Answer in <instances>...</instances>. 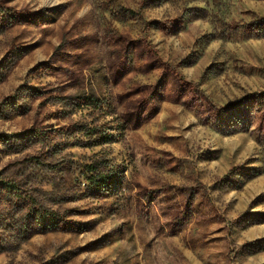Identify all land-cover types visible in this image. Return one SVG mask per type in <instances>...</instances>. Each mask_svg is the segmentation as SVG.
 I'll return each instance as SVG.
<instances>
[{"label": "rangeland", "instance_id": "374dc122", "mask_svg": "<svg viewBox=\"0 0 264 264\" xmlns=\"http://www.w3.org/2000/svg\"><path fill=\"white\" fill-rule=\"evenodd\" d=\"M0 134V264H264V0H0Z\"/></svg>", "mask_w": 264, "mask_h": 264}, {"label": "trees", "instance_id": "16d2710c", "mask_svg": "<svg viewBox=\"0 0 264 264\" xmlns=\"http://www.w3.org/2000/svg\"><path fill=\"white\" fill-rule=\"evenodd\" d=\"M14 137H16V135L0 134V142L9 140V139L14 138ZM90 168H91L90 173H93L92 177L90 179L92 180V183H95V178H96L95 173H96L97 169L94 166H91ZM0 187L4 188L6 190V192L10 195L14 194V190H16V191L19 190V188L16 187L15 183H13L11 180L3 179L1 173H0ZM13 197L19 198L18 200H15V198H14V202H13V198L11 200L12 204L14 205V207L16 209H18L19 207H21L23 205L21 201H24V199L28 200V198H22V196H20L18 194H16ZM15 201H17V202L15 203ZM37 207H38V205H37ZM37 213H39V217H41V219L42 218L45 219V217H47V216L52 217L54 219L53 223H56V221H58V219H59L58 218L59 214L57 212H54L53 210H50V212H48V211H45L44 208L40 207L39 210H37Z\"/></svg>", "mask_w": 264, "mask_h": 264}]
</instances>
